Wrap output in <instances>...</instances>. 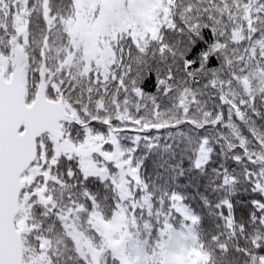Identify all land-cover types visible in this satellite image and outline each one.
<instances>
[{"label": "snow or ice", "instance_id": "obj_1", "mask_svg": "<svg viewBox=\"0 0 264 264\" xmlns=\"http://www.w3.org/2000/svg\"><path fill=\"white\" fill-rule=\"evenodd\" d=\"M0 264H264V0H0Z\"/></svg>", "mask_w": 264, "mask_h": 264}, {"label": "trees", "instance_id": "obj_2", "mask_svg": "<svg viewBox=\"0 0 264 264\" xmlns=\"http://www.w3.org/2000/svg\"><path fill=\"white\" fill-rule=\"evenodd\" d=\"M145 87L147 88V90L151 91V80H148L145 82Z\"/></svg>", "mask_w": 264, "mask_h": 264}]
</instances>
